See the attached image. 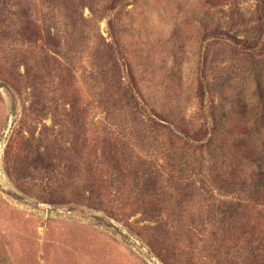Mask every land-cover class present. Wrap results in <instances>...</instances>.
<instances>
[{
	"label": "rangeland",
	"instance_id": "374dc122",
	"mask_svg": "<svg viewBox=\"0 0 264 264\" xmlns=\"http://www.w3.org/2000/svg\"><path fill=\"white\" fill-rule=\"evenodd\" d=\"M0 264H264V0H0Z\"/></svg>",
	"mask_w": 264,
	"mask_h": 264
},
{
	"label": "water",
	"instance_id": "95a60500",
	"mask_svg": "<svg viewBox=\"0 0 264 264\" xmlns=\"http://www.w3.org/2000/svg\"><path fill=\"white\" fill-rule=\"evenodd\" d=\"M9 126H10V124H9Z\"/></svg>",
	"mask_w": 264,
	"mask_h": 264
}]
</instances>
